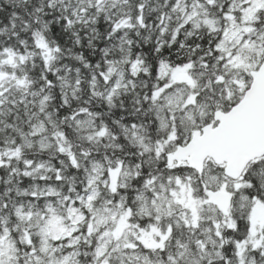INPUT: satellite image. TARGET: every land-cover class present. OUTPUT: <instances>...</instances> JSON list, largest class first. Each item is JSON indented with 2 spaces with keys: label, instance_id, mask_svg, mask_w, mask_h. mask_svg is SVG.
Returning a JSON list of instances; mask_svg holds the SVG:
<instances>
[{
  "label": "snow or ice",
  "instance_id": "6c2138e0",
  "mask_svg": "<svg viewBox=\"0 0 264 264\" xmlns=\"http://www.w3.org/2000/svg\"><path fill=\"white\" fill-rule=\"evenodd\" d=\"M0 264H264V0H0Z\"/></svg>",
  "mask_w": 264,
  "mask_h": 264
}]
</instances>
